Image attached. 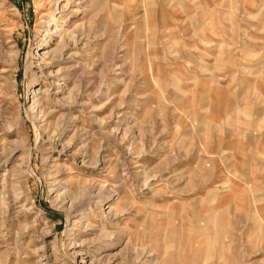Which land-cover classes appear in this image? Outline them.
<instances>
[{
    "label": "rangeland",
    "instance_id": "374dc122",
    "mask_svg": "<svg viewBox=\"0 0 264 264\" xmlns=\"http://www.w3.org/2000/svg\"><path fill=\"white\" fill-rule=\"evenodd\" d=\"M51 3L0 0V264H264V0Z\"/></svg>",
    "mask_w": 264,
    "mask_h": 264
},
{
    "label": "bare ground",
    "instance_id": "6f19581e",
    "mask_svg": "<svg viewBox=\"0 0 264 264\" xmlns=\"http://www.w3.org/2000/svg\"><path fill=\"white\" fill-rule=\"evenodd\" d=\"M62 1H64V3L63 4H76V1L77 0H52V3L51 4H53V6H57L58 4H61V2ZM57 8V7H56ZM77 9V8H76ZM50 19V18H49ZM48 19V20H49ZM49 21H45V23H46V26H48L49 25V23H48ZM53 22V21H52ZM57 26V25H56ZM60 27V26H59ZM46 29H47V27H46ZM56 29V28H55ZM53 31V30H52ZM55 31V30H54ZM56 32L58 33V35H60L61 37H63L64 38V36L63 35H65L66 34V31H64V29L62 28V27H60L59 29H56ZM72 36V35H71ZM68 37V36H67ZM73 37H74V39H77V34H74L73 33ZM65 46V45H64ZM93 185H91V184H88V185H86V187H89V188H91ZM67 191V190H66ZM64 192V191H63ZM68 192V191H67ZM76 200V199H75ZM78 200V199H77ZM84 203L85 202H82V201H79V202H77L76 204H73V202H71L70 204H69V209H72V210H76L77 211V209H75L74 207H75V205H77V208H78V210L79 209H81V207L84 205ZM107 233V232H106ZM106 236L108 235V234H105Z\"/></svg>",
    "mask_w": 264,
    "mask_h": 264
}]
</instances>
